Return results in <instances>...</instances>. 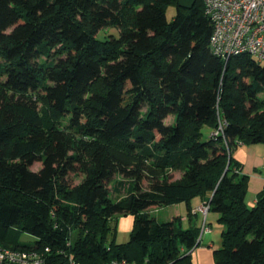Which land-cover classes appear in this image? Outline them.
Returning <instances> with one entry per match:
<instances>
[{"label":"trees","instance_id":"obj_1","mask_svg":"<svg viewBox=\"0 0 264 264\" xmlns=\"http://www.w3.org/2000/svg\"><path fill=\"white\" fill-rule=\"evenodd\" d=\"M210 33L203 0H0V246L46 264H192L201 228L150 212L200 198L223 225L214 264H264V187L249 207L232 157L264 145V62L225 63Z\"/></svg>","mask_w":264,"mask_h":264},{"label":"built area","instance_id":"obj_2","mask_svg":"<svg viewBox=\"0 0 264 264\" xmlns=\"http://www.w3.org/2000/svg\"><path fill=\"white\" fill-rule=\"evenodd\" d=\"M205 15L211 23L209 48L225 63L229 58L246 53L258 62H264V0H203ZM219 129L211 137L223 135ZM243 145L238 143V146ZM204 215L209 203L203 202L197 209ZM202 226L200 236L207 231ZM45 252H49L46 248ZM0 264H46L43 253L35 250H14L0 246ZM69 264H74L69 261ZM111 264H126L113 261Z\"/></svg>","mask_w":264,"mask_h":264},{"label":"crops","instance_id":"obj_3","mask_svg":"<svg viewBox=\"0 0 264 264\" xmlns=\"http://www.w3.org/2000/svg\"><path fill=\"white\" fill-rule=\"evenodd\" d=\"M232 157L239 163L240 173L248 177L245 201L251 207L255 203L256 195L264 187V145H240L233 150ZM172 176L173 179H178L180 173L172 172ZM205 201L194 198L189 206L179 203L161 209L166 212V221L179 216L183 228L191 226L202 228L203 225L207 227L208 230L200 236L199 245L191 252L192 264H214V251L221 247L223 225L219 222V215L212 210H208L205 215L196 210ZM188 209H190V212H188ZM117 228L121 234L131 232L133 217L130 215L121 216L118 219Z\"/></svg>","mask_w":264,"mask_h":264},{"label":"rangeland","instance_id":"obj_4","mask_svg":"<svg viewBox=\"0 0 264 264\" xmlns=\"http://www.w3.org/2000/svg\"><path fill=\"white\" fill-rule=\"evenodd\" d=\"M180 2H181L182 5L187 6V5H190L191 4L192 0H180ZM175 12H176V9H175V5L174 4H170L166 8V18H167L168 21H172L173 20L174 15H175ZM108 30L109 29H106L105 31H108ZM105 31H103V32L101 31L98 34L97 38L98 39H102L103 38V34L105 33ZM170 122H172V117H169L166 120V123H170ZM208 138H209V130H208L207 127H204L203 130H202V139L203 140H208ZM39 167H40V164L39 163H35L31 167V169L33 171H36V170L39 169ZM70 179H71L70 182L72 184H77V183L80 182L81 177L70 176ZM126 190H127V187H126ZM126 190L125 191L123 190V194L126 193ZM161 209H158L157 211H155L153 209V211L151 212V215L155 219H157L159 222H166V220H167L166 217H165L166 216V214H165L166 212H165V210H161ZM129 238H130V231L129 232H126L124 234H121L119 232L118 228H117V232H116V243L117 244H124V243L128 242ZM21 240L23 242H26V243H32L34 241V238L31 237V236H29V235L24 234L22 236Z\"/></svg>","mask_w":264,"mask_h":264}]
</instances>
